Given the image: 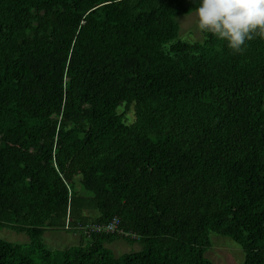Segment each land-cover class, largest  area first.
<instances>
[{"label":"trees","instance_id":"obj_1","mask_svg":"<svg viewBox=\"0 0 264 264\" xmlns=\"http://www.w3.org/2000/svg\"><path fill=\"white\" fill-rule=\"evenodd\" d=\"M198 4L0 0V228L30 239L0 238V264H213L211 232L264 264V39L180 38ZM76 185L83 224L117 216L142 249L48 248Z\"/></svg>","mask_w":264,"mask_h":264},{"label":"rangeland","instance_id":"obj_2","mask_svg":"<svg viewBox=\"0 0 264 264\" xmlns=\"http://www.w3.org/2000/svg\"><path fill=\"white\" fill-rule=\"evenodd\" d=\"M177 22L179 24L180 38L191 41L203 40L204 33L200 32L197 28L196 11L178 16ZM17 149L20 152L39 154V151H32L27 148L19 147ZM71 189H75L76 191L75 195H71L72 202L77 206L76 211H72L71 208L67 209L64 218L62 219L61 217V221L53 222V225L47 227L42 236V241L45 245L53 250L66 249L71 245L83 243L84 237H90L85 233L86 227L88 228V223L83 224L81 222L82 219L79 217L86 214H96V210L90 206L91 197L85 194L79 185H76V187L71 186ZM66 224L70 228L66 229ZM80 226L84 229L79 228ZM0 238L19 244H27L30 240L26 233L9 228H0ZM210 239L211 246L207 249L205 255L213 264H241L243 262V249L233 239L214 232L210 233ZM105 245L112 250L115 256L142 249L140 241L124 238V236H119L117 239L106 242Z\"/></svg>","mask_w":264,"mask_h":264},{"label":"clouds","instance_id":"obj_3","mask_svg":"<svg viewBox=\"0 0 264 264\" xmlns=\"http://www.w3.org/2000/svg\"><path fill=\"white\" fill-rule=\"evenodd\" d=\"M196 17L198 30L226 41L233 54L264 39V0H199Z\"/></svg>","mask_w":264,"mask_h":264},{"label":"built area","instance_id":"obj_4","mask_svg":"<svg viewBox=\"0 0 264 264\" xmlns=\"http://www.w3.org/2000/svg\"><path fill=\"white\" fill-rule=\"evenodd\" d=\"M65 228L68 229L70 226L68 224L65 225ZM79 228H82L80 226ZM84 229V228H82ZM118 233L120 236L129 237L131 239H137V234L131 230H125L123 228L119 227V218L115 216L108 222H102V223H93L88 224V228L86 227L85 233L88 236H91L92 233Z\"/></svg>","mask_w":264,"mask_h":264}]
</instances>
